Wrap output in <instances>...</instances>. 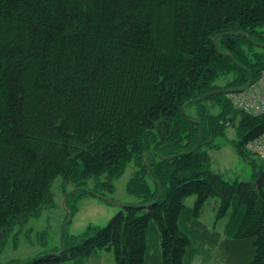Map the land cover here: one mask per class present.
Returning a JSON list of instances; mask_svg holds the SVG:
<instances>
[{
  "label": "trees",
  "instance_id": "trees-1",
  "mask_svg": "<svg viewBox=\"0 0 264 264\" xmlns=\"http://www.w3.org/2000/svg\"><path fill=\"white\" fill-rule=\"evenodd\" d=\"M263 70L264 0H0V249L53 202L56 178L87 194L80 188L94 180L88 190L106 198L132 166L128 191L141 204L105 227L66 231L61 255L18 264L100 250L113 251L116 264H193L180 222L207 235L200 216L215 197L217 221L231 212L225 239L212 232L229 264H264V185L256 182L264 161L246 147L264 134V114L239 111L228 97ZM228 127L251 181L210 168L209 150ZM151 228L161 237L157 254Z\"/></svg>",
  "mask_w": 264,
  "mask_h": 264
},
{
  "label": "rangeland",
  "instance_id": "rangeland-1",
  "mask_svg": "<svg viewBox=\"0 0 264 264\" xmlns=\"http://www.w3.org/2000/svg\"><path fill=\"white\" fill-rule=\"evenodd\" d=\"M237 139L235 128L228 127L226 134L215 140L220 144V148L209 150L210 168L221 173L229 181H251L253 177L252 164L237 154L233 143ZM133 170V167L129 166L125 174L114 182V193L103 191L106 198L113 200L114 203H109L82 191L74 192L75 184H65L61 176L56 178L52 186L53 202L45 206L38 217H31L23 225L18 224L7 235L0 249V264H18L55 253L58 249L61 250L62 231L69 219V213H72L73 216L66 228L68 238L71 235L84 233L91 225L105 227L121 210L119 204H141L142 199L128 191V183L134 174ZM96 187V182L89 180L81 188L96 189ZM65 191H68L67 194L70 195L67 197L68 199L65 198L67 195H65ZM99 191L101 190L99 189ZM196 200L195 195L188 197L185 200L186 207L194 208ZM219 209L220 200L216 197L209 199L204 205L200 221L208 231L207 235L201 227L195 228L192 224L190 225L189 220L183 219L180 222L185 232L191 237L196 249L197 254L193 264H229V258H226L227 254L220 249V246L222 245L221 240H224L226 236L225 228L231 212L222 220L217 221ZM185 222H187L186 227ZM213 231L221 235L218 245L212 239ZM158 234V229L156 231L151 228L148 231L149 251L153 254L160 253L161 237ZM151 263L149 261V264ZM60 264H116V261L113 251L100 250L86 258L78 257Z\"/></svg>",
  "mask_w": 264,
  "mask_h": 264
},
{
  "label": "built area",
  "instance_id": "built-area-1",
  "mask_svg": "<svg viewBox=\"0 0 264 264\" xmlns=\"http://www.w3.org/2000/svg\"><path fill=\"white\" fill-rule=\"evenodd\" d=\"M234 107L251 115L264 114V70L245 91L229 94ZM246 147L264 160V134L249 141Z\"/></svg>",
  "mask_w": 264,
  "mask_h": 264
},
{
  "label": "water",
  "instance_id": "water-1",
  "mask_svg": "<svg viewBox=\"0 0 264 264\" xmlns=\"http://www.w3.org/2000/svg\"><path fill=\"white\" fill-rule=\"evenodd\" d=\"M215 43H216V40H215ZM228 55H230V54H228ZM230 56H231V55H230ZM252 81H253V77L251 76V78H250V82H249V84L247 85V87H249V86L251 85ZM230 91H235V90H230ZM230 91H229V92H230ZM217 93H225V91L222 90V91H215V92H212V93H208V94H206V95H204V96H202V97L196 99L194 102L201 101L202 99L208 97L209 95H213V94H217ZM185 107H186V105L183 107V110H185ZM201 138H202V133L200 132V135H199V142H198L197 147L200 146ZM144 158H145V157H144ZM149 174H150V170H149ZM256 182H257L259 185H264V172H262V173L259 175V177L256 179ZM80 189H81V190H84V191H87L88 193H90V194H92V195H94V196H96V197H98V198H100V199H102V200L110 201L109 203H114L112 200H109V199H107V198H105V197H103V196H101V195H99V194H97V193H95V192H93V191H90V190H88V189H83V188H80ZM73 191H75V190H73ZM73 191H72V192H73ZM70 193H71V192H70ZM68 196H69V194H67L65 198L67 199ZM65 201H66V200H65ZM65 201H64V205H65ZM118 206L121 207V208H123V207L128 206V205H122V204H119ZM141 206H142L143 209H148V208H151V207L153 206V204H150V205H144V204H142ZM72 216H73L72 213H69V219H68V221L65 223V225H64V227H63L62 238H61V239H62V242H61V250H60V252H58V253H52L53 255H61V254H63V252H64V250H65L63 240H64V237H65V233H66L67 225H68L69 222L72 220Z\"/></svg>",
  "mask_w": 264,
  "mask_h": 264
},
{
  "label": "bare ground",
  "instance_id": "bare-ground-1",
  "mask_svg": "<svg viewBox=\"0 0 264 264\" xmlns=\"http://www.w3.org/2000/svg\"><path fill=\"white\" fill-rule=\"evenodd\" d=\"M233 104V103H232ZM234 106V105H233Z\"/></svg>",
  "mask_w": 264,
  "mask_h": 264
}]
</instances>
